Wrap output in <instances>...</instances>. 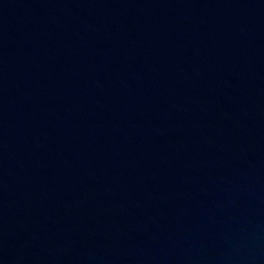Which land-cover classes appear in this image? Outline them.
Returning a JSON list of instances; mask_svg holds the SVG:
<instances>
[{
	"label": "water",
	"instance_id": "water-1",
	"mask_svg": "<svg viewBox=\"0 0 264 264\" xmlns=\"http://www.w3.org/2000/svg\"><path fill=\"white\" fill-rule=\"evenodd\" d=\"M0 264H264V0H0Z\"/></svg>",
	"mask_w": 264,
	"mask_h": 264
}]
</instances>
